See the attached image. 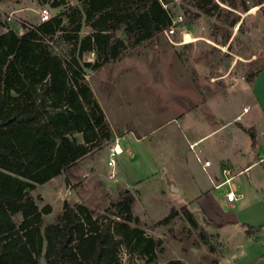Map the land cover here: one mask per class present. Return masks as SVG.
Instances as JSON below:
<instances>
[{
  "label": "rangeland",
  "instance_id": "rangeland-1",
  "mask_svg": "<svg viewBox=\"0 0 264 264\" xmlns=\"http://www.w3.org/2000/svg\"><path fill=\"white\" fill-rule=\"evenodd\" d=\"M50 1L27 0L29 6L22 15L28 16V21L17 17L11 8L0 9V33L8 28L18 31L22 22L28 26L31 20L40 23L44 5L49 18L58 15L71 28V19H79L78 46L91 31L81 4L64 0L62 6L51 8ZM214 1L220 6L218 11L195 17V0H170L165 7L172 24L156 40L129 46L121 29L115 32L124 42L117 58L103 64L96 51L79 58L82 65H100L84 66L81 81L101 107L110 138L96 137L100 145L70 167L69 182L60 174L31 191L40 207L51 206V212L43 217L44 225L54 222L65 200L103 213L122 191L130 190L137 198L132 213L138 225L162 239L158 257L151 264L172 259L213 264L204 247H194L200 242L202 227H193L185 215L188 212L201 223L195 198L211 168L201 152L214 146V155L222 157L227 139L240 143L248 137L243 128L250 126L259 137L264 136V105L259 102L264 99V0L258 5L256 0H238L237 9ZM244 1L247 11L241 9ZM74 8L81 11L73 17ZM227 10L238 18L232 27L225 21ZM250 16L257 21L255 26ZM223 28L229 32L225 44ZM47 44L59 52L56 42ZM59 44L62 52L73 46V42ZM211 131L195 148L190 145L196 136ZM72 135L83 143L82 133ZM112 147L114 166L108 165ZM256 157L258 161L261 158ZM169 179L183 185L179 192H170ZM128 259L122 247L121 264H128ZM134 262L143 264L138 257ZM39 264H45L43 258Z\"/></svg>",
  "mask_w": 264,
  "mask_h": 264
},
{
  "label": "trees",
  "instance_id": "trees-1",
  "mask_svg": "<svg viewBox=\"0 0 264 264\" xmlns=\"http://www.w3.org/2000/svg\"><path fill=\"white\" fill-rule=\"evenodd\" d=\"M76 1L91 29L78 46V18L71 19L72 28L54 15L29 26L22 22L21 32L8 28L0 33V264H39L40 258L45 264H121L122 247L128 264H136L134 257L151 264L162 244L160 238L138 225L130 190L122 191L103 213L65 200L54 222L46 225L43 217L51 212V206L40 207L31 195L37 184L54 176L65 174L69 182L70 167L100 145L96 137L110 138L101 107L89 97V88L81 81L84 66L100 65H82L79 58L96 51L102 63H108L121 54L124 45L116 31L122 29L127 45L134 46L156 40L172 24L165 7L170 0ZM219 1L238 8V0ZM194 3L195 17L199 13L210 16L220 9L214 0ZM63 4L64 0L50 1L51 8ZM248 8L245 1L241 2L243 11ZM79 10L74 8L71 16ZM225 21L230 27L237 23L235 12L227 10ZM256 24L252 18L251 25ZM223 31L225 44L229 32L226 28ZM61 41L73 42V46L62 52ZM48 42H56L59 52ZM243 130L254 146V127ZM74 132L82 133L83 143L76 141ZM94 139L96 142L89 146ZM185 215L198 228L192 215ZM200 236L207 240L203 230ZM164 264L185 263L172 259Z\"/></svg>",
  "mask_w": 264,
  "mask_h": 264
},
{
  "label": "crops",
  "instance_id": "crops-1",
  "mask_svg": "<svg viewBox=\"0 0 264 264\" xmlns=\"http://www.w3.org/2000/svg\"><path fill=\"white\" fill-rule=\"evenodd\" d=\"M26 2L0 0V9L11 8L17 17L28 21V16L22 15L29 6ZM29 23L38 24L39 21ZM259 102L264 105L263 98ZM210 133L212 131L196 136L190 145L195 148ZM259 136L258 133L254 146L249 137L244 136L240 143L229 137L222 157L214 155V146L201 152L211 162V168L209 173L202 168L206 176L195 198L201 223L193 217L206 233L207 240L200 239L194 247H204L213 264H264V160H256V155L264 157V136ZM195 155L198 160L200 155ZM168 181L177 186L175 180ZM178 186L176 192H170H179L183 185ZM229 191L234 192L233 200L226 197ZM134 197L135 202L137 198Z\"/></svg>",
  "mask_w": 264,
  "mask_h": 264
},
{
  "label": "built area",
  "instance_id": "built-area-1",
  "mask_svg": "<svg viewBox=\"0 0 264 264\" xmlns=\"http://www.w3.org/2000/svg\"><path fill=\"white\" fill-rule=\"evenodd\" d=\"M49 11L47 9V7H43L41 10H40V21H45V20H48L49 19ZM11 18L9 17L8 20H10ZM113 151H114V147H112L110 149V153H109V159H108V165L110 166H114L115 165V160L113 158ZM264 160V157L260 158L259 161H263ZM234 192L233 191H229L226 193V197L228 200H233L234 199Z\"/></svg>",
  "mask_w": 264,
  "mask_h": 264
},
{
  "label": "water",
  "instance_id": "water-1",
  "mask_svg": "<svg viewBox=\"0 0 264 264\" xmlns=\"http://www.w3.org/2000/svg\"><path fill=\"white\" fill-rule=\"evenodd\" d=\"M48 81V80H47ZM169 190L172 192H176L177 191V187L175 186V184L173 182H169Z\"/></svg>",
  "mask_w": 264,
  "mask_h": 264
}]
</instances>
